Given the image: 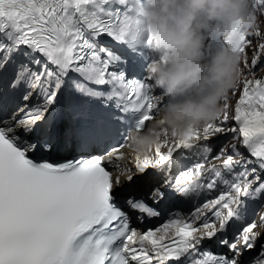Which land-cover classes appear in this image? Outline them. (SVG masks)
<instances>
[{
  "label": "snow or ice",
  "instance_id": "snow-or-ice-1",
  "mask_svg": "<svg viewBox=\"0 0 264 264\" xmlns=\"http://www.w3.org/2000/svg\"><path fill=\"white\" fill-rule=\"evenodd\" d=\"M253 2L264 14V0ZM143 7L144 0H0V264H264V78H247L264 58V40L253 47L239 20L226 36L207 37L210 51L242 57L234 125L227 103L187 140L137 156L132 175L120 163L126 133L143 131L164 102L151 77L126 75L129 63L149 59L145 50L158 54ZM229 133L247 155L236 144L212 155L206 142ZM178 152L190 166L174 162ZM174 166L181 170L173 178ZM161 173L167 179L155 186ZM140 184L155 205L168 195H215L141 230L118 202L140 223L159 217L144 197L123 195Z\"/></svg>",
  "mask_w": 264,
  "mask_h": 264
},
{
  "label": "clouds",
  "instance_id": "clouds-1",
  "mask_svg": "<svg viewBox=\"0 0 264 264\" xmlns=\"http://www.w3.org/2000/svg\"><path fill=\"white\" fill-rule=\"evenodd\" d=\"M141 15L158 52L145 72L165 101L143 131L128 134L125 148L144 158L221 117L241 80L242 57L228 48L210 51L206 39L226 36L237 20L251 35L259 18L253 0H144Z\"/></svg>",
  "mask_w": 264,
  "mask_h": 264
},
{
  "label": "bare ground",
  "instance_id": "bare-ground-1",
  "mask_svg": "<svg viewBox=\"0 0 264 264\" xmlns=\"http://www.w3.org/2000/svg\"><path fill=\"white\" fill-rule=\"evenodd\" d=\"M264 78V77H262ZM242 86V83L240 84ZM148 125V124H147ZM146 125V126H147ZM220 135H217V136H214L213 138L211 139H214L216 137H218ZM210 141V140H209ZM204 141H201L200 143H203ZM172 142H169V144H171ZM167 148H162L161 151L162 152H166ZM122 151L124 152L125 154V159L123 161H121V167L122 168H128V169H131V172L129 174H132V175H135V168H134V164H135V158L137 157L136 155L132 154L128 149L126 148H123ZM150 156H154V152L150 155ZM175 162V161H174ZM175 167V166H174ZM173 167V168H174ZM172 168V169H173ZM151 171V170H150ZM165 171H167V169H165ZM118 174V173H117ZM162 177H165V175L163 173H161V176H160V179L158 182H156L155 185H159L160 184V181H161V178ZM127 192H124L126 194H132V193H140L142 191H146V190H149V186L147 185H133L131 187H128L127 188ZM258 219V217H257ZM257 231H260V229H257Z\"/></svg>",
  "mask_w": 264,
  "mask_h": 264
},
{
  "label": "rangeland",
  "instance_id": "rangeland-1",
  "mask_svg": "<svg viewBox=\"0 0 264 264\" xmlns=\"http://www.w3.org/2000/svg\"><path fill=\"white\" fill-rule=\"evenodd\" d=\"M258 18H259L258 29H259L260 37H259V39H257V37L255 36L254 33L250 35V38L253 41V45H252L253 47H255L256 44L260 40H264V14L259 15ZM251 58H252V48H249V50H248V60H249V62L251 61ZM261 64H262V61H261L260 64L257 65V70L255 71V76L259 75V73L262 71V68L264 67L263 66L264 64L263 65H261ZM241 68H243V61L241 62ZM248 77H252V76L249 75ZM244 78L245 77L241 76V80L239 81L240 84L242 83ZM241 88H242L241 85L239 87H237L235 95L232 94V91L229 93V97H228V105H229L228 114H229V116L231 114L232 101L236 97V95L239 93ZM229 122H230V120H229ZM229 122H228V125H229Z\"/></svg>",
  "mask_w": 264,
  "mask_h": 264
}]
</instances>
